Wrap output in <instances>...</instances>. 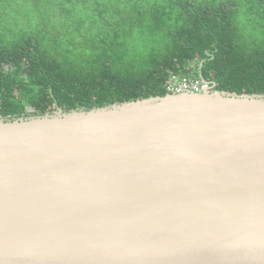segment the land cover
Wrapping results in <instances>:
<instances>
[{
    "label": "water",
    "instance_id": "95a60500",
    "mask_svg": "<svg viewBox=\"0 0 264 264\" xmlns=\"http://www.w3.org/2000/svg\"><path fill=\"white\" fill-rule=\"evenodd\" d=\"M0 264H264V93L0 115Z\"/></svg>",
    "mask_w": 264,
    "mask_h": 264
},
{
    "label": "trees",
    "instance_id": "16d2710c",
    "mask_svg": "<svg viewBox=\"0 0 264 264\" xmlns=\"http://www.w3.org/2000/svg\"><path fill=\"white\" fill-rule=\"evenodd\" d=\"M65 1L70 12L65 3L38 2L48 21L16 18L9 39L0 30L1 116L164 96L170 73L209 81L211 90L264 93V0ZM79 1L85 16L63 30L50 24L74 16ZM85 27L97 29L93 50L80 37Z\"/></svg>",
    "mask_w": 264,
    "mask_h": 264
},
{
    "label": "rangeland",
    "instance_id": "374dc122",
    "mask_svg": "<svg viewBox=\"0 0 264 264\" xmlns=\"http://www.w3.org/2000/svg\"><path fill=\"white\" fill-rule=\"evenodd\" d=\"M26 1L27 0H0V30L3 32L4 36L9 39V35L11 34V30L16 27V18L19 19L21 23L26 22L28 17L34 22V23H44L50 19L49 16H43L48 8L45 6H41L39 10H36L34 7L35 5L39 3H56V4H63L65 3V10L71 11V7L65 0H31V7H32V12L31 16H26ZM81 1V0H80ZM77 4V8L74 13V16L72 14L66 18V15L61 19H57L56 22H51L50 24H53L56 28L63 30L65 24H71L74 19H78L79 15L85 16L88 12V5L83 6L82 3ZM92 19V15L90 17ZM37 26V25H36ZM80 37L83 40H88V45L91 50L95 48L97 45L98 41V36H97V29L96 28H91V27H85L81 30L80 32ZM136 48L140 51L145 50V45L141 43L140 41L135 44ZM29 111L31 109L29 108Z\"/></svg>",
    "mask_w": 264,
    "mask_h": 264
},
{
    "label": "built area",
    "instance_id": "2783aa9c",
    "mask_svg": "<svg viewBox=\"0 0 264 264\" xmlns=\"http://www.w3.org/2000/svg\"><path fill=\"white\" fill-rule=\"evenodd\" d=\"M164 89L168 94L200 93L211 89V83L199 78L170 73V78L168 77L167 82L164 84Z\"/></svg>",
    "mask_w": 264,
    "mask_h": 264
},
{
    "label": "clouds",
    "instance_id": "9594fccd",
    "mask_svg": "<svg viewBox=\"0 0 264 264\" xmlns=\"http://www.w3.org/2000/svg\"><path fill=\"white\" fill-rule=\"evenodd\" d=\"M168 94V93H167Z\"/></svg>",
    "mask_w": 264,
    "mask_h": 264
}]
</instances>
